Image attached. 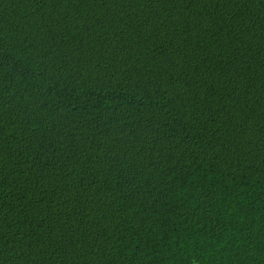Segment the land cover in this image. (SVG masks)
<instances>
[{
  "label": "trees",
  "instance_id": "1",
  "mask_svg": "<svg viewBox=\"0 0 264 264\" xmlns=\"http://www.w3.org/2000/svg\"><path fill=\"white\" fill-rule=\"evenodd\" d=\"M0 264H264V0H0Z\"/></svg>",
  "mask_w": 264,
  "mask_h": 264
}]
</instances>
